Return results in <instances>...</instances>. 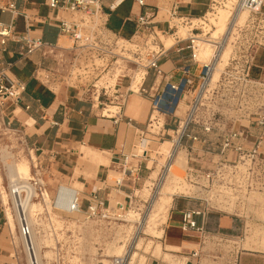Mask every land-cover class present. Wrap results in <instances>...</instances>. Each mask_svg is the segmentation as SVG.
Segmentation results:
<instances>
[{
	"label": "built area",
	"instance_id": "obj_1",
	"mask_svg": "<svg viewBox=\"0 0 264 264\" xmlns=\"http://www.w3.org/2000/svg\"><path fill=\"white\" fill-rule=\"evenodd\" d=\"M135 1L141 8L156 12H143L136 19L132 37L120 38L126 43L133 42L128 58L112 50L110 43L114 36L108 33V12L102 0H44V6L57 12L54 26L58 36L73 42L72 49L79 51L77 56L89 54L87 60H93L94 64L95 61L108 64L111 58H116L111 85L85 83L83 87L100 92L107 102L116 83L128 79L127 94L149 99L148 124L137 134V153L133 157L144 160L153 144L167 139L173 149L186 154L183 182L192 184L196 191L183 196L199 203L201 208L181 211L179 228L184 237L194 241H188L189 247L181 244L180 252L170 251L173 260L162 264H241L243 255L257 254L264 258L262 249H253L264 238V220L259 217L264 211V0H207L205 14L197 19L178 16L175 6L166 30L158 29L154 22L159 12L156 6H150L147 0ZM30 3V0H0V13L10 15L9 22L0 21L1 104L7 99L20 101L27 89L24 82L9 77L4 54L15 53L19 60L41 56L44 64L54 50L65 49L58 40L48 43L35 28L34 19L26 10ZM222 9L232 19L238 13H247V18L243 23L230 21L228 28L214 38L216 26L207 17ZM64 14L68 18L62 17ZM19 18L23 19L22 30ZM162 38H170L173 43L167 47ZM170 52L182 56V64L165 71L160 61L169 58ZM128 64L132 65L130 69ZM150 74L154 76V84L159 78L161 82L147 88ZM182 104L186 107L183 117ZM167 157L160 169L157 188L173 159L172 153ZM128 163L129 158L125 157L124 164ZM145 169L151 170L147 164ZM137 170L138 167L125 168L116 187L123 186L125 177H137ZM82 201L80 191L67 189L54 209L64 212L69 208L72 213H83L93 219L110 216L108 197L98 192L90 194L85 210ZM129 201L131 206L133 197ZM215 215L219 220L227 216L233 226L226 230L217 222L209 228L210 217ZM21 232L30 236L26 224ZM126 257L127 254L116 258L112 264H132Z\"/></svg>",
	"mask_w": 264,
	"mask_h": 264
},
{
	"label": "crops",
	"instance_id": "obj_2",
	"mask_svg": "<svg viewBox=\"0 0 264 264\" xmlns=\"http://www.w3.org/2000/svg\"><path fill=\"white\" fill-rule=\"evenodd\" d=\"M118 1L102 0L108 12V33L110 36L129 39L135 33L136 19L145 11L151 14L156 11L141 8L135 0H125L117 5ZM30 2L26 10L34 19L35 28L42 32L48 43L54 44L57 40L60 42L62 37L58 36V29L54 26L57 12L47 9L44 0ZM147 3L159 9L154 22L158 29L166 30L169 20L160 19L159 1L147 0ZM111 6H115L113 10H109ZM175 6L178 16L201 17L207 10L208 1L171 0L168 4L170 11ZM62 17L68 18V14ZM9 20V14L0 13V21ZM18 25L19 30H22V18H19ZM181 57L170 52L169 58L161 59L160 66L163 70L170 71L182 64ZM4 59L9 64V77L24 82L27 89L18 102L10 99L2 104L0 102V125L17 129L31 150L55 161L63 176L72 183L77 180L83 186L80 191L82 204L87 206L89 195L98 192L101 196L108 197L109 204L114 196L124 205V212L130 206L129 197H134L137 186L148 174L146 163L133 156L137 153V134L148 124L149 99L139 94H127L129 80L120 79L109 92V101L104 102L105 97L100 92L88 86L83 87L85 84L66 86L50 82L48 78L51 73L43 67L41 56L19 60L17 54L8 52L4 54ZM154 81V76L150 74L146 87L151 88ZM160 82V78L157 79L154 86ZM165 144L171 143L165 142L162 146ZM125 157L129 158L127 165L124 164ZM155 162L154 158L149 159V167ZM136 167L137 177H125L123 186L117 188L116 181L123 177L124 169ZM175 204L176 200H173L169 221L163 230L165 239L170 234L184 238L179 228L180 223L173 222ZM217 222H220L222 228L233 226V221L226 217L220 220L217 218ZM13 242L12 227L0 192V264H18ZM181 244L184 247L191 245L181 239L178 245L165 246Z\"/></svg>",
	"mask_w": 264,
	"mask_h": 264
},
{
	"label": "rangeland",
	"instance_id": "obj_3",
	"mask_svg": "<svg viewBox=\"0 0 264 264\" xmlns=\"http://www.w3.org/2000/svg\"><path fill=\"white\" fill-rule=\"evenodd\" d=\"M157 1H159L157 4L161 9L160 19L169 20L170 10L168 4L171 0ZM218 11L208 15L207 21L211 25H214L213 22L217 21L218 13L221 10ZM245 16L247 18V13H245ZM230 20H232V17L229 13ZM172 21L178 24L176 20ZM180 32L182 36L185 35V31L182 29ZM218 32L220 33V31ZM162 39L166 43L167 41L170 42L169 44L173 43L170 38ZM132 43H126L120 38L112 37L110 45H112L115 54L128 58L131 54L129 50L132 48ZM60 46L65 47V49L54 50V53L48 55L44 60L43 67L51 73L48 78L50 82L63 83L66 86H73L77 83L105 86L106 83H109V85L113 83L110 77L115 67L112 64L116 61V58H111L108 64L100 61H95L96 64H94L93 60H87L89 54L77 56L76 54L79 51L76 52L72 49L73 42L69 39L62 38ZM128 67L130 69L132 65L128 64ZM44 76L46 77V75ZM74 76H78V78H72ZM185 110L186 107L182 104L180 108L182 117ZM165 142L171 143V140L167 139L158 144H153L149 148L148 157L143 161L148 167L149 159L154 158L156 162L149 167L151 170H148L147 177L137 186L132 205L127 206L123 212L121 211L122 203H119L113 196L108 210L110 216L104 219H93L88 218L83 213L59 212L54 209V206L58 207V203L45 202L44 192L48 193L54 201L56 195L63 194V191L67 189L81 191L83 186L78 184L77 180L72 183L63 176L55 161L31 150L22 140L17 129L9 128L4 124L0 125V192L9 224L12 227L13 246L18 264H29V261L20 234L14 198L10 191L13 184L9 178L10 165H27L30 169V175L25 177V180H21L22 185L20 186L31 184L34 195H31V190L25 187L21 190L19 199L26 201L29 197V200L37 205L34 209L31 231L35 235L39 247V259L42 264H112L116 258L125 254L134 257L132 264H150L152 261H154V264L157 262L162 264V262L172 261V253L167 251L170 248H166V244L178 245L181 239L194 240L186 237L181 238L179 235L174 234H170L168 239H165V231L163 232V230H165L167 221H169L168 218L173 203L168 213H160L157 210L160 195H156L160 169L166 163L167 156L173 149L172 144L162 146ZM180 158L182 168L178 171L170 169L176 174V187H178L173 190L171 196L173 200H176L173 218L175 224L182 221L181 211L201 208L199 203L184 198L183 195H187L189 191L186 193L185 189H180L187 185L183 182L184 169L187 163L186 154L183 151L180 153ZM60 186L63 187L58 189ZM82 208L85 210L86 205L83 204ZM66 209L68 210V208ZM259 217L264 220V211L259 213ZM217 218V215L210 217L209 228L216 224ZM140 226L142 229L139 231ZM228 227L224 226V229H230ZM161 234L162 238H160ZM185 247L189 246L185 245ZM253 249L264 251V238L262 244L259 247H253ZM263 261L264 258L257 254L243 255L241 264H263Z\"/></svg>",
	"mask_w": 264,
	"mask_h": 264
},
{
	"label": "bare ground",
	"instance_id": "obj_4",
	"mask_svg": "<svg viewBox=\"0 0 264 264\" xmlns=\"http://www.w3.org/2000/svg\"><path fill=\"white\" fill-rule=\"evenodd\" d=\"M119 2H120V0L117 2V5ZM245 17H246L245 13H238L230 21H238L239 23H243L246 20ZM194 19H197V18H194ZM230 21H229V12L225 9H222L218 13L217 21H214V22L212 21L214 23V25L217 26L216 31H214L212 33V37L215 38V37L219 36L221 33H223L228 28V24ZM218 31H220V33ZM217 33H219V34H217ZM171 44L166 43V46L169 47V46H171ZM62 48H65V47H62ZM217 77H218V72L215 74L214 78L216 79ZM72 78H77V77L74 76ZM170 153H172L173 159H171V162L167 166V171H166L164 178H163L164 180L162 179L161 183L159 184L160 187H158L159 189L157 188L158 191H156V195H160V198H159L160 203L157 206V210L160 213H165V214L168 213V211L171 208V205L173 203V198L171 197L173 194V190H175V188H178V187H176L177 186V183H176L177 177H175L176 174L173 173V171H171L170 169L172 168V169H174V171H178L179 169L182 168V165H181L182 160L180 158L181 151L179 152V151H177V149L176 150L173 149V150H171ZM186 165H187V163H186ZM185 169H186V167H185ZM185 169H184V171H185ZM29 175H30V169L27 165H10L9 166V178H10L11 182L13 183L10 191H11L12 197L14 198V207L16 210L19 229H20L22 240L24 242L26 252H27L29 264H42L40 262V259H39V257H40L39 256V247L37 245L35 235L31 231V227L33 225L34 209H35V207H37V205L33 204L29 200V197L26 201H23L21 198L19 199V195L21 194V190L25 187L28 188L29 190H31V192H30L31 195L32 194L34 195V192H32V185L31 184H28L27 186H24V185L20 186V185H22L21 180H25V177H27ZM61 187H63V186L58 187V189H61ZM180 189H185L186 193L189 191L188 194H192V192L196 191V188H194V186L192 184H187L185 187H182ZM61 196H62V194L56 195L54 201H52V199L49 197V194L44 192V200H45V202L50 203V204L52 202L58 203L61 199ZM154 198H156V197H154ZM65 211L71 212V210L69 208H68V210L65 208ZM131 220H132V218H131ZM25 224L28 226V228L30 230V236H23V234L21 232V228ZM142 225L143 224L141 223V226ZM141 226L138 229L139 231L142 229ZM165 247L170 248V250H167V251H172V252H180V250H181V248L179 246H173V247L165 246ZM126 258H127V260H129V258H130L129 261H130V263H132V260L134 257L132 258L131 256H127Z\"/></svg>",
	"mask_w": 264,
	"mask_h": 264
}]
</instances>
